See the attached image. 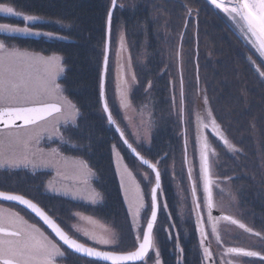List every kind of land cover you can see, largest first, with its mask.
<instances>
[{"label": "trees", "instance_id": "1", "mask_svg": "<svg viewBox=\"0 0 264 264\" xmlns=\"http://www.w3.org/2000/svg\"><path fill=\"white\" fill-rule=\"evenodd\" d=\"M201 2V0H118V4H122L123 8L118 7L113 14L110 53L113 54L117 30L121 27L125 31L121 42L126 46V52L128 48L131 56L133 53L135 55L141 53L142 39L145 35L150 41L152 39V46L158 55L159 42L157 38L162 34L160 26L164 28L163 35L181 34L186 18H188L189 8L202 7L205 9L203 10L205 13H209L211 16L212 49H214L215 58L219 60L217 67L213 69V78L216 80V84L211 82L210 88L216 89L217 105L222 112L226 113L224 117H227L228 135L239 145L240 156L244 159L243 166L247 167L245 174L248 179L243 180L240 186L242 189L239 196L240 203L248 215L253 214L259 217L262 221L260 230L264 232V86L257 82L258 76L253 79V76L248 74V67H246L240 48L242 41L239 42L233 34L229 33V29L225 26V17L221 16V10L210 2L211 9L209 7L206 9ZM0 3H9V0H0ZM11 6L18 11L64 24V26L59 24L36 26L37 30L66 37L63 40L33 36L13 38L3 36L1 39L12 44L16 43L22 49L42 53L45 56L52 54L63 56L67 70L62 85L68 98L76 104L81 112L77 122L79 129L72 127L67 130L66 137L71 143L90 145L87 149H75L71 147V144H68L64 146L63 153L67 156L81 158L88 163L95 174L94 184L104 196V203L101 206H92L66 197H50L45 191V182L50 176L45 172L30 175L22 172L20 175L12 174L6 179L0 178V189L25 195L41 204L47 209L48 215L68 233L76 223V213L99 218L116 231L119 238L116 248L122 252H132L138 240L128 207L124 202L119 176L116 173L114 147L122 151L123 158L127 163L134 161L138 165L141 164L125 148L123 142L116 135V131L108 123L100 97L102 64L106 47V21L110 0H11ZM234 21L237 24V19ZM2 22L23 26L22 23L5 18H0V23ZM200 28L201 32L203 27ZM253 47L255 48V46ZM255 50L258 57L264 62L258 49L255 48ZM159 60L156 57L150 66L138 68V72H135L138 86L133 92L134 103L137 104L146 100L149 83L156 95L154 106L159 128L153 136L151 147L137 149L125 134L124 129L123 131L126 139L146 159L153 163H156L157 160L160 161L157 167L160 172L162 171L161 192L167 199L169 212L167 213L164 208L159 211L154 235L157 236L159 244L164 247L165 244L170 245L172 224L178 225L176 222L179 221L175 192L172 181L168 179L166 167L173 161L182 162L180 158L183 149L176 130L175 118L171 115V105L166 102L168 101L167 94L164 93V87L161 84L159 70L162 66ZM199 64L201 75H203L205 73L202 70L204 61L201 56ZM149 68L155 70L154 75L146 71ZM109 71L108 66L105 85L106 97L113 118L119 122L118 107L111 102L110 97ZM146 85L147 89L145 90ZM253 87L257 91L255 97L252 94ZM89 135H91L90 140L86 138ZM163 172L165 175L162 174ZM62 248L66 251L64 247ZM66 252L70 256L65 259L67 264H103L88 261L68 250ZM161 257L163 264H169L168 255ZM186 258L189 259L190 256L186 255Z\"/></svg>", "mask_w": 264, "mask_h": 264}, {"label": "snow or ice", "instance_id": "2", "mask_svg": "<svg viewBox=\"0 0 264 264\" xmlns=\"http://www.w3.org/2000/svg\"><path fill=\"white\" fill-rule=\"evenodd\" d=\"M211 3L218 9H222L224 13L236 20L239 18L244 21L247 26V31L250 32L258 42V48L262 56H264V0H228L227 4L224 0H211ZM123 8L122 4H118V0H110V8L107 12L106 27L110 34L113 10ZM192 9H188V14L191 15ZM0 13L6 16L20 17L23 21V26H14L9 23H0V33H6L10 37H48L49 39L63 40L66 37L57 36L52 32H44L37 30V25L45 18L37 15H32L24 11H18L9 3H0ZM123 40V35L121 36ZM0 52H6V56H0V169H32L35 171L38 168L52 169L55 171L53 180L47 182V190L52 192L60 191L57 188V182L76 181L78 187L74 190L64 189L65 194H71L77 199L87 200L91 203H96L103 199L102 195L91 187V178L95 175L88 167L87 162L82 159H72L62 155L59 147L49 148L45 150L39 147V141L43 133H48L49 137L55 135L59 138L61 144H71L75 149H87L89 144L71 143L69 139H65L60 128L63 125L71 123L77 130L79 125L76 124L77 118L81 115L79 109L63 95L61 85L56 82L57 77L64 72L62 57L53 55L44 57L37 54L20 52L19 50L9 49V45L3 39H0ZM130 59V57H129ZM105 72L107 70V56L104 59ZM264 75V73H261ZM135 75L133 73V80ZM127 84V81H125ZM151 88V83L148 85ZM182 87V85H181ZM101 95H103V82L101 84ZM42 97H50L56 102H42ZM124 106H127V98L123 97ZM204 104H208V100L204 98ZM103 108L107 113V121L110 125H116V121L108 109L107 100H104ZM54 117V123L50 128L24 132L19 131L25 126L37 125L40 121H46L48 117ZM208 116L211 118L210 123L213 129H218L214 117L211 116V111H208ZM17 121H22L18 124ZM205 128L209 125L204 124ZM116 130L121 137H124V132L116 126ZM147 133V129L145 130ZM91 139V135L86 137ZM225 144L228 141L221 136ZM125 144L128 141L124 140ZM128 147L132 149L135 155L144 165L149 167L154 172L155 186L151 189V201L145 205L140 196L139 186L134 185L133 188L126 191H132L133 197L131 202L137 208V214L141 208L147 207L150 211V219L146 223V231L143 232L142 240H140L135 251L118 254L113 251H100L94 247H88L78 240L72 238L59 225H57L36 203L31 199H27L24 195L15 194L12 192L0 191V199L5 201H16L19 204L26 206L36 215L41 217L48 224L65 245L76 253H82L87 257L111 261L112 264H125L127 261H144L147 264L148 253L154 251V264H161L160 253L154 246L153 228L157 218V210L160 208V202L157 198L158 190H161V172L156 163H150L145 159L140 152L136 151L131 144ZM240 152V149H235ZM209 148L205 142L202 145L200 152L201 168L203 171V192L205 196V206L209 210L208 215L211 216V209L214 204L212 201V187L210 179V165L208 158ZM117 155H119L117 153ZM163 159V157H161ZM131 176V172L124 167L121 173V185L124 186V176ZM191 175V173H189ZM231 179V177H226ZM193 195V212L196 214L197 223L201 224L204 221L202 213L198 212L201 199L196 196L195 181L192 187ZM163 207L167 208L166 201ZM76 215H80L76 213ZM225 220H231L232 223H239L232 220L231 217H223ZM245 228L244 224L239 225ZM213 231L216 225L213 224ZM251 232V229H246ZM201 246L207 237L204 228H200ZM88 235V233H85ZM260 236V233H255ZM99 244H111L113 240L108 237L96 238ZM179 237L177 234V241ZM177 247L178 244H177ZM179 251L182 253L183 249ZM228 253L242 255L244 257H259L264 260V255L261 252L246 250L244 248L232 247L227 249ZM203 255L211 258V252L208 247H203ZM64 252L59 245L45 236L35 225H27L26 222L19 217L18 213H8L5 215L0 212V264H56V257H63Z\"/></svg>", "mask_w": 264, "mask_h": 264}, {"label": "flooded vegetation", "instance_id": "3", "mask_svg": "<svg viewBox=\"0 0 264 264\" xmlns=\"http://www.w3.org/2000/svg\"><path fill=\"white\" fill-rule=\"evenodd\" d=\"M201 1L203 7H206V9L209 7L211 9L209 0ZM189 5L191 6L192 3ZM192 10L191 15L188 14V18H186L183 26L184 29L181 34L176 33L175 35L170 36L168 34L163 35L162 32L161 36L157 38L159 42V54L157 55L153 53L152 56L147 58L146 63H150L148 64V66H150L155 61L156 57H158L161 66L164 65V67L159 70L161 73V84L164 87V93L167 94V99L171 98V115L175 117L174 120H176L178 114L181 115V126L183 137L185 138L183 148L184 150L185 148L187 149L188 154V147H190V157L192 158L193 166V169L186 168L189 177L188 179L190 180V191L192 192L193 181H195L196 196L201 199V205L197 211L203 214L204 221L203 223L198 224L196 214L191 212L192 214L189 213V215L186 216L184 226L180 224V221L176 222L178 225L175 223L172 224L173 234L171 233L172 239L170 240V245L165 244L164 247L160 245L157 236L153 233L154 246L155 249L159 250L160 257L168 255L169 264H264V260H261L259 257H244L242 255L228 253L227 251L228 248L239 247L246 250L258 251L264 255V232L260 230L262 221H260L259 217L253 214L248 215L240 203L239 196L242 191L240 186L242 185L243 180L248 179L245 174L247 172V167L243 166L242 161L244 159L240 156L241 152L235 151V149H240L239 145H237L236 142L230 138V135H228V127L226 124L227 117H224V114L226 113L222 112L217 105L218 103L216 100L218 94L216 89L210 88L211 82L216 84V80L213 78V69H215L219 63V60L214 56V49H212V31L210 30L211 16L209 13H205V11H203L205 9H202V7H197V9L192 8ZM221 14L222 17H225V26L229 29V33L233 34L239 42L242 41L240 48L242 50L246 67H248V74H251L253 79H256L255 76H258L259 80L257 82L262 83V86H264V75L261 74L264 73V62L258 57L253 44H250L249 33L246 31L247 29H244L243 21L237 18V24H235V21L231 19L227 13L221 12ZM201 26L203 28L200 32ZM239 30L241 32H239ZM186 31L187 33L185 34ZM146 41L152 50V39L150 41V39L147 38ZM122 49L126 53L125 45H123ZM122 49L117 52L118 55L116 58L117 65L115 72L118 86L116 97H118L117 101L119 102L122 99V96L120 95L122 89L120 86V78H122ZM174 56L177 61L176 67L165 66L167 63L166 60H168L169 57ZM200 56L204 61L202 70L205 73L203 75H201L202 71L199 64ZM127 63L131 77L133 78L134 73L135 78H137L131 56H129L128 53ZM146 71L151 75L155 74L154 69L149 68ZM133 81L135 82V79ZM124 89V97L126 96L127 102L133 103L134 93H130L126 85L124 86ZM149 90L151 91V95H153L152 99L154 101L156 95H154L152 87L148 89V92ZM258 90H260L259 87ZM252 91V94L255 97L257 92L255 87L252 88ZM205 97L208 100L207 105L204 104ZM176 99L179 101V108L177 107L178 105H176ZM166 102L168 103V101ZM209 110L211 111V116L215 118L219 125L218 129L214 130L211 126V118L208 116ZM204 124H208L209 126L205 128L203 126ZM117 125L120 127L118 123ZM186 132L188 137H190L189 144L187 143ZM116 135L118 136L117 132ZM221 136L228 141V144H225L224 140L220 139ZM205 142L209 148L208 158L212 187L211 196L214 204L213 208L210 210V217L208 215L209 210L205 206L206 194L203 192L204 175L200 159L201 148ZM189 173H191V175H189ZM47 174L50 176L49 173ZM193 174L194 177L192 178ZM226 177H231V179H226ZM0 191L6 190L0 189ZM6 192L15 193L10 190ZM159 192L161 210L164 208L163 203L167 201V199L163 196L161 191ZM46 194L50 197H60L54 194L50 195L47 192ZM222 196H226L230 200L224 207H220L218 204V200H220ZM25 197L28 198L27 196ZM36 204L41 209L47 211V209L42 207L41 204ZM164 209L167 213L169 212L168 203L167 208ZM0 212H3L5 215L8 213H18L19 217L22 218L27 225H35L45 236L56 243L51 232L26 209H23L22 207L20 208L12 203L9 204L0 201ZM226 216L231 217L232 220H236L239 223H232L231 220L223 219V217ZM213 224L216 225L215 231H213ZM240 224H244L246 227L241 228L239 226ZM200 228H204L207 233L203 246H201L200 243L202 238ZM246 229H251L252 231L249 232ZM257 232L261 235L256 236L255 233ZM177 234L179 237L178 241ZM177 244L179 247H177ZM203 247L209 248L211 252L210 259L203 255ZM180 248L183 249L182 253L179 251ZM152 255L154 256L153 250L149 254L147 261ZM186 255L190 256V258L187 259Z\"/></svg>", "mask_w": 264, "mask_h": 264}, {"label": "rangeland", "instance_id": "4", "mask_svg": "<svg viewBox=\"0 0 264 264\" xmlns=\"http://www.w3.org/2000/svg\"><path fill=\"white\" fill-rule=\"evenodd\" d=\"M226 3L228 2V0H224ZM13 7V6H12ZM15 8V7H14ZM222 13L223 10L220 9ZM0 18H5V19H9L15 22H19L23 24V21L20 17H16V16H6L2 13H0ZM2 23H7V22H2ZM232 23V22H231ZM11 24V23H9ZM16 24V23H15ZM12 24L14 26H18ZM40 24H59L61 26H64L63 23L58 22V21H52L49 19H44L43 21H41L38 25ZM244 29L245 26H243ZM161 32H163L162 26H160ZM118 34L116 35V40H115V44L112 50L111 57L109 59V84L111 86V90H110V97H111V102L118 107L119 110V122L117 121V123L120 125V127L122 129L125 130V134L128 135V138L132 140L133 145L138 149H149L151 147V142L153 140V136L155 135V133L158 130V117L155 115V102L152 99L151 95V91L149 90V92H147V97L146 100L141 103V104H137V103H127V106H124V86L126 85L128 88V91L134 92L137 85V78H135V82L133 81V78L131 77L130 74V70L128 68V63H127V53L130 54L128 52V48H127V52L125 53L123 48V43L121 42V36L124 35V30L121 27V29H118ZM247 31V30H246ZM239 32H241L239 30ZM3 36H9L6 33H0V39ZM17 37V36H16ZM36 37V36H33ZM43 37V36H41ZM147 35H145L142 39V47H141V53H138L137 55H135L133 53V55L131 56L132 59V63L134 66V71L138 72V68H146L148 66V62L146 63L147 58H149L150 56L154 54H156V52L154 51V47L152 46V50L150 45L147 43ZM10 38V36H9ZM13 38V37H11ZM43 38H48V37H43ZM49 39V38H48ZM249 39H250V44L253 46H255V48L258 49V47L256 46V44L254 43V39L253 37H250L249 35ZM4 40V39H3ZM5 43H7L9 45V49H15V50H19L20 52H27L30 54H37L40 56H44V57H51L52 55H43L42 53H35V52H31L28 51L26 49H22L20 47L17 46L16 43L12 44L7 42L6 40H4ZM122 49V61H121V65H122V69H121V75L122 78H120V86H121V91H120V95L122 96L121 101H117L116 97V92L118 90V86H117V80H116V58L118 55V50ZM174 50V49H173ZM153 51V52H151ZM159 54V53H158ZM7 53L6 52H0V56H6ZM62 57V63L64 65V72L57 77L56 82L59 83L61 85V88L63 89V95L67 96L65 88L62 85V80L64 79V75L66 73L67 67L64 64V58L61 55H57ZM166 64L165 66H174L176 67L177 65V61H176V57H169L168 60H166ZM164 67V65L162 66ZM125 81H127V84H125ZM125 84V85H124ZM145 90L147 89V85L144 88ZM149 89V87H148ZM107 96V95H106ZM42 102H46V103H54L56 102L54 99L50 98V97H42ZM69 99V98H68ZM75 106L76 104L69 99ZM168 102H171V98H168ZM179 101L176 99V105H178L177 107L179 108ZM107 103H108V99H107ZM77 107V106H76ZM108 107L109 103H108ZM78 108V107H77ZM111 110V108H110ZM80 111V109H79ZM81 113V112H80ZM180 113V112H179ZM81 116V115H80ZM80 116L77 118L76 120V124L78 122V119L80 118ZM54 117H50V119L46 120V121H42L37 125H33V126H28V128H23L20 129L19 131L24 132L25 130L28 131H33V130H39V129H44V128H50L52 123H54ZM181 115L178 114V116L176 117V130L178 132V136L181 139V148L183 149L182 151V157L180 158L182 162L179 161H173L171 162L166 168L168 170V179L170 181H172L173 184V189L175 192V199H176V203H177V218L180 221V224L182 226L185 225V219L186 216L193 212V202H192V192L190 191V180L188 179V174H187V167H186V159H188V168L193 169L192 166V158L190 157V147H188V154H187V149L183 148V143L185 141V138L183 137V130H182V126H181ZM175 118V117H174ZM72 127H74L71 123H69L68 125H63L60 128L61 133H63L65 139H67L66 137V132L69 129H72ZM147 129V133L146 130ZM186 137H187V143L189 144V138L186 132ZM68 144H61L60 140L58 137H56L55 135L49 137L48 133H43L42 137L39 141V147L44 148L45 150L49 149V148H55V147H59L61 150V153L63 156L69 158V160L72 159H81V158H77V157H71V156H67L65 155V153H63V148L64 146H66ZM189 146V145H188ZM114 162L115 167H116V173H118L119 176V181L121 183V173L124 169L125 166H127V169L131 172V176H124V181L125 184L124 186L121 185L122 187V194L124 197V202L125 205H127L128 207V212L129 215L131 216V222L132 225L134 226V231L136 233V237L140 236L141 240H142V235L143 232L145 230L146 227V223L147 220L150 217V211L148 210L147 207L141 208L137 214V208L135 206L134 203L131 202L132 197H133V192L132 191H126L127 189H131L134 187V185H138L139 186V191H140V196L143 199V202L145 205H148L151 201V189L153 187V185L155 184L154 182V176L152 171H149L147 168L143 167L142 165H138L136 162L132 161L131 163L124 160L123 155H122V151H120L117 147L114 148ZM117 153L119 155H117ZM187 154V155H186ZM83 160V159H82ZM85 161V160H84ZM140 163V162H139ZM141 164V163H140ZM88 165V163H87ZM89 167V165H88ZM164 167V168H165ZM90 168V167H89ZM42 171H45L47 173L50 174V177L46 180L45 182V187L47 186V182L49 180H53L55 177V171L52 169H46V168H38L35 171H33L32 169H8V168H4V169H0V178L2 179H6L8 178L10 175L12 174H16L18 173L19 175L22 174V172H26V174L30 175V174H39ZM92 171V170H91ZM162 172V171H161ZM163 175L164 172L162 173ZM194 177V174L192 175V178ZM95 175L91 178V187L94 188L97 192H99L101 194V192L96 188L95 184ZM78 187V184L76 181H58L57 182V188L60 189V191L57 192H52V191H48L47 187L45 188V191L50 194V195H58L60 197H66L68 199H71L73 201H78L82 204H89L92 206H101L104 203V196L102 195L103 199L101 201H98L96 203H91L87 200H83V199H77L75 198L71 192H69V194H65L64 189H70V190H74L75 188ZM146 190V191H145ZM160 199V197H159ZM218 200V199H217ZM229 199L226 196H222L220 200H218V204L220 207H224L229 203ZM192 212V213H191ZM80 215H76V223L72 226V230L69 231L70 235L72 238L78 240L79 242L85 244L86 246L89 247H94L97 250H102V251H113L116 253H121L122 250L117 249V244L119 241L118 235L116 233V231L114 230L113 227H111L110 225L106 224L103 220L99 219V218H95L92 217L90 215H84L79 213ZM85 233H88V235H86ZM91 236H95L97 239L100 237H108L111 238L113 240V243L105 245V244H99L96 242L95 239L90 238ZM138 240V239H137ZM140 241V240H138ZM57 245H59L56 242ZM59 247L61 248V250L64 252V255L66 256L65 259H67L69 256V254L63 250V248L59 245ZM59 261V260H58ZM160 261L161 264H163L162 262V257H160ZM59 264H61V262H59ZM82 264H88V263H82ZM89 264H94V263H89ZM147 264H154V256L152 255L149 260L147 261Z\"/></svg>", "mask_w": 264, "mask_h": 264}, {"label": "water", "instance_id": "5", "mask_svg": "<svg viewBox=\"0 0 264 264\" xmlns=\"http://www.w3.org/2000/svg\"><path fill=\"white\" fill-rule=\"evenodd\" d=\"M209 2L211 3V0H209ZM225 2V1H224ZM212 4V3H211ZM213 5V4H212ZM215 6V5H214ZM216 7V6H215ZM217 8V7H216ZM114 12H115V10H113V14H114ZM243 24H244V26L246 27V29H247V26H246V23L243 21ZM106 32H107V34H106V41H105V43H106V47H105V55L107 56V70H106V72H105V65H104V60H103V69H102V74H101V76H102V79H101V84H102V82H103V95H100V97H101V102H102V108H103V104H104V100L106 99L107 100V97H106V80H107V71H108V66H109V58H110V55H111V53H110V50H111V43H110V41H111V32H110V34L108 33V31H107V29H106ZM249 33V35H250V37H253V39H254V43L256 44V46L258 47V42L256 41V39H255V37L250 33V32H248ZM258 51H259V53H260V50H259V48H258ZM260 55H261V53H260ZM261 57L262 58H264V56H262L261 55ZM104 59H105V57H104ZM101 86V85H100ZM104 109V108H103ZM108 109H109V111H110V108L108 107ZM104 112H105V110H104ZM105 114H106V117H107V113L105 112ZM55 115V114H54ZM48 119H50V117H48V118H46V120H48ZM40 122H42V121H40ZM40 122H38V124L40 123ZM17 123L18 124H22V121H17ZM33 126V125H32ZM111 127H112V129H114L116 132H117V134H118V136L120 137V140H122V142H123V144H124V146H125V148L127 149V150H129L130 151V153H131V155L137 160V161H139L140 163H141V165L143 166V167H145V168H147L149 171H152L153 172V170L149 167V165H144L140 160H139V158L135 155V153L132 151V149L131 148H129L128 147V144H131L130 143V141L128 140V139H126V137H125V134H124V137H121L120 136V134H119V132L116 130V126H117V123H116V125H110ZM25 128H28V126H25ZM120 128V127H119ZM120 130H122V129H120ZM127 140L128 141V144H125L124 143V140ZM132 145V144H131ZM133 147V146H132ZM134 148V147H133ZM137 151V150H136ZM139 152V151H138ZM141 154V153H140ZM142 155V154H141ZM187 155V154H186ZM143 156V155H142ZM145 158V157H144ZM146 159V158H145ZM186 159V167H187V169H188V159L187 158H185ZM150 161V163H153L151 160H149ZM153 175H154V172H153ZM154 182H155V177H154ZM155 186V184L153 185V187ZM152 187V188H153ZM161 188H162V180H161ZM159 191L160 190H158V193H157V198H158V194H159ZM28 199V198H27ZM0 201H2V202H5V203H12V204H15V205H17V206H19L20 208L22 207L23 209H26L31 215H33L37 220H39L41 223H42V225L43 226H45V228L47 229V230H49L50 232H51V234L53 235V237L56 239V240H58L59 242H60V244L65 248V249H67L68 251H70V252H72L74 255H76V256H79V257H81V258H84V259H86V260H90V261H95V262H98V263H103V264H112V262L111 261H105V260H102V259H97V258H92V257H87V256H85L84 254H82V253H76L74 250H72V249H70L67 245H65L64 243H63V241H61L60 239H59V237L58 236H56V234H55V232H54V230L48 225V224H46L44 221H43V219L41 218V217H39L38 215H36L34 212H32L30 209H28V208H26V206H24V205H21V204H19V202H16V201H5V200H2V199H0ZM35 203V202H34ZM42 210H44V209H42ZM159 210H160V208L157 210V218H156V221H155V223H154V228H153V233H154V230H155V227H156V223H157V220H158V217H159ZM45 211V210H44ZM45 213L48 215V213L45 211ZM151 214V213H150ZM49 216V215H48ZM50 217V216H49ZM51 218V217H50ZM52 219V218H51ZM149 219H150V217H149ZM57 225H59L58 223H57V221L55 220V219H52ZM59 227L62 229V227L59 225ZM63 231H65L64 229H62ZM144 231H146V227H145V230ZM66 233H67V231H65ZM68 234V233H67ZM69 235V234H68ZM143 236V235H142ZM154 237V236H153ZM139 242L140 241H138L137 242V247H138V244H139ZM81 243V242H80ZM89 247V246H88ZM136 247V248H137ZM136 250V249H135ZM135 250H132V251H135ZM100 251H102V250H100ZM152 252V250H150L149 251V253H148V256H149V254ZM126 253H129V252H121V253H118V254H126ZM144 261H140V260H137V261H127V262H125V264H141V263H143Z\"/></svg>", "mask_w": 264, "mask_h": 264}, {"label": "crops", "instance_id": "6", "mask_svg": "<svg viewBox=\"0 0 264 264\" xmlns=\"http://www.w3.org/2000/svg\"><path fill=\"white\" fill-rule=\"evenodd\" d=\"M66 256L64 255L63 257H56V264H59V262H61V264H67L65 261ZM59 260V261H58Z\"/></svg>", "mask_w": 264, "mask_h": 264}]
</instances>
